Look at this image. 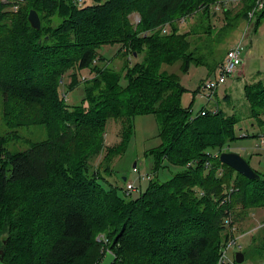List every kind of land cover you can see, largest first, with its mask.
Wrapping results in <instances>:
<instances>
[{"label":"trees","instance_id":"16d2710c","mask_svg":"<svg viewBox=\"0 0 264 264\" xmlns=\"http://www.w3.org/2000/svg\"><path fill=\"white\" fill-rule=\"evenodd\" d=\"M213 1L93 0L77 5L72 0H0L4 114L19 107L21 119L13 125L43 123L47 130L44 140L15 153L5 148L0 135V249L5 264H100L107 250L115 254L112 264H216L229 236L225 218L230 216L234 224L264 206V172L253 169L258 178L250 179L213 154L236 138L237 116L208 105L193 114L182 105L186 88L163 68L176 61L183 71L191 64L209 65L212 47L204 40L216 36L217 41L221 32L212 26L217 10L208 5ZM253 2L247 1L245 8ZM31 9L39 16L38 29L28 21ZM228 10H222L225 18ZM248 11L227 17L223 30L247 18ZM255 12L258 23L264 0ZM132 13L139 14L136 25L129 18ZM185 21L188 29L181 31ZM105 44L129 45L131 55H141L140 61L122 66L126 86L117 83L119 75L103 57L98 59L97 49ZM9 60L15 68H9ZM49 61L53 65L45 73L42 66ZM221 62L212 61L211 69ZM20 66L24 71L31 66L35 74L21 84L7 80L21 72ZM86 67L93 77L86 80L80 104L69 108L58 79L63 83L69 72L72 89L79 83L76 69ZM243 96L250 115L264 125V82L245 83ZM146 114L154 115L162 140L155 173L164 160L180 170L162 182L147 175L149 185L137 197L120 196L114 186L102 184L101 171L109 172L113 158L125 151L132 119ZM110 118L121 122L113 146L104 140ZM85 189L88 204L82 200ZM28 202L36 204L31 213L25 211ZM255 248L264 254V242Z\"/></svg>","mask_w":264,"mask_h":264},{"label":"rangeland","instance_id":"374dc122","mask_svg":"<svg viewBox=\"0 0 264 264\" xmlns=\"http://www.w3.org/2000/svg\"><path fill=\"white\" fill-rule=\"evenodd\" d=\"M214 0L208 6L210 9L217 10V14L213 19V29L218 30L220 28V36L213 37V39H205L209 41L212 47L211 55L207 57V64L202 66H195L191 64L187 71H183L181 68V62L176 61L171 65H164L163 68L167 73L173 74L178 78V81L186 88V91L182 95V105L190 107L193 114H197L200 108L204 105H208L211 108H221L229 114H235L237 120L234 123L235 139L225 143L222 151L234 152L242 156L251 166L259 172H264V125H260L257 122L255 116L249 113V104L246 102L243 96V86L245 83L251 82H264V17L256 23L259 9H256L251 16L249 13L256 8L258 2L263 0H254L252 6L247 10L245 4L250 0ZM86 3H92L93 0H85ZM215 2V3H214ZM201 7H206V5ZM228 8L226 18L235 17L236 13L246 14V17L240 20L235 25L223 30L225 22L228 20L222 15V10ZM256 14V15H255ZM133 25H136L140 20L139 14L132 13L129 16ZM182 19V18H181ZM191 22V21H190ZM193 22V21H192ZM191 24V23H190ZM189 21H185L181 27V31L188 29ZM219 31V30H218ZM215 32V31H214ZM190 37L189 39H191ZM204 39V36L201 39ZM193 41V40H192ZM243 46L242 59L243 63L236 71L237 73L230 75L226 78V82L220 84L216 90L215 95L211 101H208L201 87L198 90L200 84L207 79L214 80L217 76V67L214 69L212 61H221L224 59L226 51L233 45L239 44ZM132 45V44H131ZM129 45L120 44H105L97 49L98 59L103 57V63L115 70L119 75L118 84L120 86H126V78L124 76L125 68L122 66L125 64H134L141 60V55H131V49ZM22 51V50H21ZM12 52H16V48L12 49ZM24 52V51H23ZM56 61V60H55ZM128 61V63H127ZM7 62V61H6ZM211 63V64H210ZM101 64V59L98 61V65ZM219 64V63H218ZM217 64V65H218ZM9 68H15L14 61L9 60ZM32 65V64H31ZM52 63H44L42 67L46 73L51 67ZM32 67H34L32 65ZM21 66L19 70L21 72L14 73L12 79V73L9 74L6 79L12 80L21 84L25 77L30 78L35 74L31 66L27 67L24 71ZM8 69V66L5 67ZM19 70H15L19 71ZM79 83L72 89L67 85V74L58 79L61 87V97L64 102L71 106L80 104L84 97L85 84L93 77V71L86 67L83 69H76ZM31 75V76H30ZM89 79L88 81H86ZM0 88V135L4 138L5 148L15 153L28 147L29 144L37 141L44 140L46 138L47 130L43 123L35 124L29 123L25 125H13L21 119V113L15 106V109H8L5 112L4 95ZM224 94H227L225 96ZM21 110V109H20ZM212 110V109H211ZM8 115V116H7ZM133 131L130 136V140L126 145V149L123 153L114 157L110 163V171H101V164L98 165L99 172L101 171L102 178L100 179L102 184L109 187L114 186L118 195L124 196L123 188L127 181H132L137 186V190H133L129 195V198L137 197L145 188L149 185L150 179L146 178L147 175L152 177V181L162 182L169 179L175 172L180 170V167L169 163L167 160L162 162V167L157 169L155 173V167L157 164L155 152L159 149L162 140L158 136V128L156 119L153 114L138 115L132 119ZM120 126L121 122L115 119H108L104 125V140L107 145L113 146L118 143L120 138ZM211 134L208 133L209 137ZM205 135L206 138H209ZM218 151H214L215 156H219ZM218 154V155H217ZM101 161V155H99L96 163ZM93 160H91V164ZM204 174L208 173L207 168L203 170ZM222 175L220 170H217L216 176ZM89 190L84 191L83 202L88 204L87 195ZM47 204V202H45ZM33 206V207H32ZM36 204L28 202L25 208L27 212L31 213ZM90 207H97V205H90ZM98 213L100 208L96 209ZM159 220V219H158ZM157 221V220H156ZM160 221H157L156 225H161ZM264 223V206L249 211L246 218L237 221L233 225L238 227L233 232V237L237 239V245L244 253V260L238 264H264V254L255 248L259 247L264 242V227H261ZM259 227L260 229H258ZM202 231H206L204 228H200ZM226 234L231 237V232H228L226 227ZM254 234V235H253ZM224 235V234H223ZM5 238V234L2 235ZM98 240V239H97ZM6 242V239H3ZM222 243V242H221ZM179 245L178 242L173 246ZM236 246L230 248V257H235ZM257 251V253H256ZM156 252V251H155ZM163 253V252H161ZM164 254V253H163ZM220 253L216 264L219 262ZM233 257V258H234ZM235 259V258H234Z\"/></svg>","mask_w":264,"mask_h":264},{"label":"built area","instance_id":"2783aa9c","mask_svg":"<svg viewBox=\"0 0 264 264\" xmlns=\"http://www.w3.org/2000/svg\"><path fill=\"white\" fill-rule=\"evenodd\" d=\"M77 5H82L85 0H72ZM226 2H229L227 0ZM263 7V1L258 2L256 8H254L249 16L253 14L256 9H260ZM242 51L243 46L239 42V44H235L231 46L227 52L225 53L224 59L217 66V76L214 80L207 79L201 84V90L204 92V95L207 97L208 101H211L213 96L216 93V90L220 84H223L226 81V78L230 75L237 73L236 71L242 65ZM213 110H217L213 108ZM203 114L204 112L201 111ZM218 155V154H217ZM146 178H148L146 176ZM133 190H137V186L134 185L132 181H127L123 188V193L125 196H129ZM224 223L228 226L229 233L233 234L235 231V226L232 224V220L230 216H227L224 220ZM103 237L101 236V239ZM98 240L100 237L98 236ZM106 242V240H104ZM236 246V250H240L239 245H237L236 237L231 236L221 247H220V257L218 264H238L236 260L230 257L229 251L232 246Z\"/></svg>","mask_w":264,"mask_h":264},{"label":"water","instance_id":"95a60500","mask_svg":"<svg viewBox=\"0 0 264 264\" xmlns=\"http://www.w3.org/2000/svg\"><path fill=\"white\" fill-rule=\"evenodd\" d=\"M27 17L32 27L36 29L40 28V19L34 9L29 10ZM219 159L221 160V162L231 166L233 169L250 179L258 178V174L251 168L249 163L237 153L222 151L219 154ZM114 260L115 254L112 251L107 250L104 253L100 264H112ZM235 260L237 263H241L244 260V254L242 251L238 250L235 252ZM0 264H5L3 261L2 249H0Z\"/></svg>","mask_w":264,"mask_h":264},{"label":"crops","instance_id":"0c3cea01","mask_svg":"<svg viewBox=\"0 0 264 264\" xmlns=\"http://www.w3.org/2000/svg\"><path fill=\"white\" fill-rule=\"evenodd\" d=\"M225 82H226V81H225ZM225 82H224V83H225ZM224 95L227 96V94H224ZM236 251H238V250H236ZM233 257H234V256H233ZM234 258H235V257H234Z\"/></svg>","mask_w":264,"mask_h":264}]
</instances>
